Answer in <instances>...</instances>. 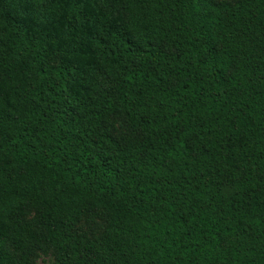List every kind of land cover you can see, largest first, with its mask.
<instances>
[{"label": "trees", "instance_id": "trees-1", "mask_svg": "<svg viewBox=\"0 0 264 264\" xmlns=\"http://www.w3.org/2000/svg\"><path fill=\"white\" fill-rule=\"evenodd\" d=\"M40 242L52 264H264V0H0V264Z\"/></svg>", "mask_w": 264, "mask_h": 264}, {"label": "rangeland", "instance_id": "rangeland-1", "mask_svg": "<svg viewBox=\"0 0 264 264\" xmlns=\"http://www.w3.org/2000/svg\"><path fill=\"white\" fill-rule=\"evenodd\" d=\"M228 1L234 3L237 0H217ZM120 9H116L115 13H119ZM101 83L106 88L112 87V83L109 82L105 76V73H101ZM110 133L118 140L125 141L132 136V132L127 126L125 119L121 116H112L109 120ZM20 221L30 222L34 227L38 226V214L33 209L25 210L18 215ZM107 213L103 210H88L86 211L79 222L76 224L78 231L85 232L89 237L98 235L101 233L107 223ZM9 249L15 257L19 256V253L14 251L10 246ZM54 252L52 248L43 243H37L32 245V253L30 255V264H52L54 262Z\"/></svg>", "mask_w": 264, "mask_h": 264}]
</instances>
